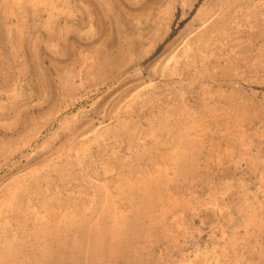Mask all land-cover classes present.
<instances>
[{
	"label": "rangeland",
	"instance_id": "374dc122",
	"mask_svg": "<svg viewBox=\"0 0 264 264\" xmlns=\"http://www.w3.org/2000/svg\"><path fill=\"white\" fill-rule=\"evenodd\" d=\"M0 264H264V0H0Z\"/></svg>",
	"mask_w": 264,
	"mask_h": 264
}]
</instances>
